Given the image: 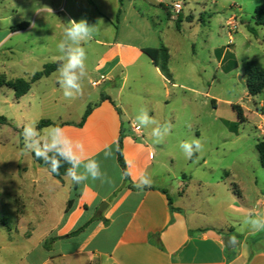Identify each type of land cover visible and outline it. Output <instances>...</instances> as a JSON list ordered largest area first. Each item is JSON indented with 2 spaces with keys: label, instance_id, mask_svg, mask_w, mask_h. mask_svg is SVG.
Wrapping results in <instances>:
<instances>
[{
  "label": "rangeland",
  "instance_id": "rangeland-1",
  "mask_svg": "<svg viewBox=\"0 0 264 264\" xmlns=\"http://www.w3.org/2000/svg\"><path fill=\"white\" fill-rule=\"evenodd\" d=\"M174 3L182 5L180 12L174 11ZM263 4L264 0H123L121 7L119 0L1 1L0 76L9 80H29L46 64L59 61L57 44L65 28L61 20H86L95 26V34L82 45L87 51V76L82 81V94L76 98H64L57 71L34 83L20 99L12 89L0 87V118L7 121L0 123V177L10 181L18 164L35 162L24 147L25 125L38 129L41 120L59 116L78 121L88 105L109 91L131 115L126 126L137 125L135 118L142 108L161 124L172 125L159 143L150 135L157 125L141 128L155 148V162L174 159L167 169L157 168L169 192H173L171 187L183 188L185 203L201 222L222 225L232 236L229 238L244 240L249 249L264 250V231L254 232L244 223L249 213L264 216V169L256 147L264 140V91L250 97L245 73L248 61L264 66V26L257 27L256 34L247 29L248 24L253 25L255 9ZM22 22L29 28L11 34V28ZM114 40L167 48L171 78L158 72L143 55L124 70H117L114 87H96L104 74L96 70L106 49L104 43ZM215 50L225 54L221 62ZM238 108L243 110L244 123L238 121ZM234 123L237 134L229 127ZM194 137L201 140L204 149L189 159L179 145ZM11 188L0 187V218L6 223H0V264H41L59 248L37 246L43 231L33 240L15 231L18 202ZM241 189L246 203L240 201ZM25 214L22 220L32 219L27 216L30 213ZM50 264L68 263L55 258ZM83 264L98 262L85 257Z\"/></svg>",
  "mask_w": 264,
  "mask_h": 264
},
{
  "label": "crops",
  "instance_id": "crops-1",
  "mask_svg": "<svg viewBox=\"0 0 264 264\" xmlns=\"http://www.w3.org/2000/svg\"><path fill=\"white\" fill-rule=\"evenodd\" d=\"M61 22L64 26L68 23L64 19ZM14 32L17 31L11 30V34ZM115 40L104 43L106 49L96 67L104 74L96 81V87H114L117 70H124L145 55L143 49L151 48ZM224 56L220 52V62ZM157 71L160 72L158 68ZM102 95L111 100H101ZM94 104L97 106L81 127L77 124L82 117L78 121H69L59 116L51 121L65 123L61 128L73 140L83 143L86 157L100 162L109 182L88 180L75 184L71 177L65 176L62 183L53 177L48 167L36 161L18 164L10 181L0 177V187L11 185L12 195L18 202L15 231L22 232L28 240L43 231L44 235L36 243L38 247L45 250L44 245L49 239L65 237L87 225L76 237L56 240L52 249L59 248V251L41 264H50L55 258L68 264H83L85 257L98 264H264V250L249 249L244 240L234 239L237 245L226 247L224 239L232 236L222 225L217 227L208 221L201 222L194 209L185 203L183 188L175 190L171 187L173 192H169L165 177L157 168L167 169L168 164H173V157H168L165 162H155V148L147 141L146 133L143 130L134 133L126 126L125 121L130 122L131 115L116 103L109 91L100 94ZM50 127L54 126L42 128L41 135L46 136ZM121 131L125 134L123 156L134 188L125 183L117 159ZM106 150L111 151L107 158ZM144 175L150 177L151 186L137 188L136 184ZM168 198L172 200L174 210ZM240 199L246 203L243 191ZM70 200L72 205L66 211ZM26 212L30 213L27 216L31 220H22ZM95 217L100 219H93ZM68 244L74 245L71 249H63Z\"/></svg>",
  "mask_w": 264,
  "mask_h": 264
},
{
  "label": "clouds",
  "instance_id": "clouds-1",
  "mask_svg": "<svg viewBox=\"0 0 264 264\" xmlns=\"http://www.w3.org/2000/svg\"><path fill=\"white\" fill-rule=\"evenodd\" d=\"M47 8L46 6L43 8ZM35 27V25H33ZM95 26H90L86 20L69 21L64 28L63 38L57 44L60 54L58 80L63 96L66 100L74 99L82 94V81L87 76L86 60L87 51L83 42L93 39ZM137 127L146 128L149 124L156 127L151 130V137L159 143L171 131L170 123L161 124L150 117L148 110L142 108L136 116ZM163 129V132L161 131ZM22 136L25 150L34 154L35 158L44 161L49 170L59 174V168L63 164L69 165L65 175L71 177L73 183L82 184L88 180L93 182L99 180L101 183L109 182L107 174L101 170L100 162L94 158L85 156V148L82 142L73 140L60 127H50L46 136L34 125L28 124L23 127ZM186 158L202 152L204 145L198 138L182 141L179 145ZM105 157L111 155L106 150ZM127 175V173H126ZM151 179L144 175L136 184L137 188L143 189L151 186ZM244 223L254 231H264V216L249 213Z\"/></svg>",
  "mask_w": 264,
  "mask_h": 264
},
{
  "label": "trees",
  "instance_id": "trees-1",
  "mask_svg": "<svg viewBox=\"0 0 264 264\" xmlns=\"http://www.w3.org/2000/svg\"><path fill=\"white\" fill-rule=\"evenodd\" d=\"M3 0H0V2ZM120 2V6H123V0H119ZM121 13V9H119L118 11V16ZM181 17H178L177 21H180ZM252 20H253V25H247V29L250 33L252 34H256V28L257 27H263L264 26V4L258 6L255 9V12L252 16ZM29 26V24L27 22H22L16 26H13L11 28L12 31H19V30H25L27 29ZM143 53L150 58V60L153 62L154 66L157 67L160 72L162 73V75H164L167 79L171 78V72L169 69V59H170V54L167 48L163 47V48H145L142 50ZM220 50H217L216 53H218L220 55ZM59 67V61L52 63V64H46L44 66V68L40 71L35 73L31 79L26 80L23 78H19L16 80H9L6 78L5 75H1L0 76V87H7L9 89H12L14 91L15 94V98L16 99H20L23 96H25L30 90L31 87L34 83L40 81L41 79L45 78V77H49L52 73H54L55 71H57ZM245 73L247 76L246 79V85H247V90H248V95L250 97H256L259 94H261L264 91V66L259 63L258 61H248L246 64V68H245ZM101 100H111L110 97L106 96V95H102L101 96ZM97 106V104H93V105H89L87 110L85 111L81 121L77 124L78 127H81L84 122L86 121L88 115L91 113L92 109ZM237 115H238V121L239 123H244L245 119L243 117V110L241 108H238L237 111ZM6 119L5 118H0V123H6ZM63 125H65V123H54L51 120H41L38 124V129H42L44 127H49V126H54V127H62ZM230 130L234 133L237 134L238 132V126L237 123L234 124H229ZM125 138V134L123 131H121L120 136H119V140H118V148H117V159H118V163L123 171L124 174V179H125V183H127V186H129L130 188H134L133 185L131 184V180H130V176L127 170V165L123 156V140ZM257 151L259 154V161L260 164L262 166V168L264 169V140L259 142L257 144ZM34 160L41 166H45L48 167V165H46L44 163V161L42 160H38L35 158L34 154H32ZM69 167V165L67 164H63L62 167L59 168V174H54L52 173L49 168L48 170L50 171V173L53 175V177H55L57 180H59L60 182H64V177L67 176L65 175L66 173V169ZM127 173V175H126ZM239 197L241 198V193L239 192ZM169 200V205L171 207L172 210H174L173 206H172V200L170 198H168ZM72 205V200H70L68 202L66 211H68L70 209ZM93 219H100L98 217H95ZM106 223L105 219H101ZM3 222L5 225V221L2 220L0 218V223ZM87 225L79 228L78 230L68 234L65 237H59V238H51L49 239L45 245L44 248L46 250H51L52 244L58 240V239H63V238H72V237H76L78 236L80 233H82L84 231V229L86 228Z\"/></svg>",
  "mask_w": 264,
  "mask_h": 264
},
{
  "label": "built area",
  "instance_id": "built-area-1",
  "mask_svg": "<svg viewBox=\"0 0 264 264\" xmlns=\"http://www.w3.org/2000/svg\"><path fill=\"white\" fill-rule=\"evenodd\" d=\"M172 6L176 12H180L182 10V5L180 3H174ZM130 130L134 133L142 132V129L137 127L135 124L130 125Z\"/></svg>",
  "mask_w": 264,
  "mask_h": 264
},
{
  "label": "water",
  "instance_id": "water-1",
  "mask_svg": "<svg viewBox=\"0 0 264 264\" xmlns=\"http://www.w3.org/2000/svg\"><path fill=\"white\" fill-rule=\"evenodd\" d=\"M101 210L103 211V208L102 207H101ZM224 244L228 248H232L233 246L237 245L235 243V241L233 239H231V238H225L224 239Z\"/></svg>",
  "mask_w": 264,
  "mask_h": 264
}]
</instances>
